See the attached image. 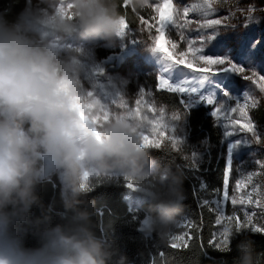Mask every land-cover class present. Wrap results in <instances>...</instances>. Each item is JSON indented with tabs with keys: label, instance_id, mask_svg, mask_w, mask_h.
I'll return each instance as SVG.
<instances>
[{
	"label": "clouds",
	"instance_id": "obj_1",
	"mask_svg": "<svg viewBox=\"0 0 264 264\" xmlns=\"http://www.w3.org/2000/svg\"><path fill=\"white\" fill-rule=\"evenodd\" d=\"M128 2L143 9L149 0ZM122 19L118 0H55L47 10L26 8L15 21L0 15V264H128L113 241L92 230L91 213L79 210L85 180L119 175L134 185L150 201L139 231L161 245L180 227L184 171L152 160L142 145L149 123L136 113L116 111L93 123L104 110L81 82L90 49L60 44L73 36L113 44ZM53 172L74 215L69 226L40 233L39 247L26 248L13 226L39 203L36 188ZM237 247L238 264H259L250 240Z\"/></svg>",
	"mask_w": 264,
	"mask_h": 264
},
{
	"label": "rangeland",
	"instance_id": "obj_2",
	"mask_svg": "<svg viewBox=\"0 0 264 264\" xmlns=\"http://www.w3.org/2000/svg\"><path fill=\"white\" fill-rule=\"evenodd\" d=\"M54 2L55 0H25L24 10L26 8L47 10ZM162 2L163 0H149V6L143 8L148 14V17L143 20L148 23L141 22L137 30L129 29L126 24L124 35L113 44L103 41L88 44L81 41L77 36L63 38L60 41L62 47L83 46L90 49L89 57L84 61L85 68L81 76L82 86L110 115L116 111L123 112L135 109V101L143 97L148 104L157 108L156 118H159V108L162 106L154 101L153 93L155 88L160 91H167L159 87L161 75L170 79L174 85L180 83L174 75L177 69L164 73L161 54L152 51L155 46V37L158 35L156 28L159 27V15L154 9ZM193 2L194 0H173L174 8L179 7L180 16L174 15L175 23L165 29V39H171L177 44V48L173 50L168 44L165 47L176 55L180 51H186L188 44L192 43L193 47H202L204 55L227 58L225 65H214L213 68L228 66L227 62L230 60L237 63L238 66H243L245 70L239 73H216L215 75L210 71L208 76L213 81L220 76L230 78L231 88L224 89L223 92L213 86L201 88L193 96L175 93L180 98L183 112H172L163 107L165 109L164 119L175 128V132L171 130L164 132L159 137L161 147L149 148L150 156L155 163H159L161 166H171L164 158H158L159 152L164 149H169L176 156L182 155L186 158L189 165L182 163L179 168L185 172L190 171L196 182L200 184L199 190L202 201L207 200L209 202L208 205L216 213L217 220L221 215L231 216L235 214L237 220L243 223L244 214L247 212L252 215L254 224L264 228V168L260 167V163L264 162V117H258V112L264 113V90H262L264 88V0H213V9L207 17H202L195 12H189V15L184 17L183 8H190ZM0 15L4 16L1 10ZM207 19H220L221 24L211 28H201L200 25ZM189 21L190 23H188ZM212 34H214V39L200 40L201 36L207 37ZM47 39L53 40L55 37L48 35ZM179 68L183 69V66L180 65ZM183 71L189 78L200 75L193 73L190 69H183ZM224 92L227 95H224ZM202 96H212L213 103L208 104L206 100L201 99ZM238 104L244 107L246 117L241 115L239 109L235 112L229 111L231 108H236ZM198 107L208 109L214 126L222 134L220 146L213 147V150L218 158L219 154L222 153L225 159V174L227 173L229 192L227 201L223 199L224 188L212 196L205 192L206 186L200 173L202 172L201 166L207 160V156H210L208 147L191 148L188 143V113ZM217 108H221L220 113L215 116L212 115ZM142 114L149 118L153 116L152 113L147 112L144 105H142ZM173 115H178L180 119L173 121ZM97 116L100 117L99 124L103 119L102 113ZM231 120H237L241 123L251 121L260 137V142L257 143L253 139L252 133L241 132L238 124L233 127L230 123ZM173 135L182 141L178 149L171 146ZM51 174L57 176L63 190L60 175L56 172ZM248 176L252 177L251 181L248 180ZM112 178H121V176L114 175ZM92 181L85 180L83 187ZM238 181L244 182L239 189L236 188ZM138 193L131 191L127 196L132 208H134V202L143 199H139ZM249 194L252 203L232 204L233 197L247 200ZM257 200L259 201L258 204L256 203ZM217 201L220 202L219 209L215 203ZM225 223L226 221L217 222L215 245L220 241V233H222ZM188 227L186 218H181L180 227L173 235L181 236L182 240L175 242V248L188 244L190 236L187 231ZM231 228L229 246L239 238L257 234L264 235V231L257 233L252 231L251 226H249L247 229H241L244 232L242 235H237L232 239L233 235L238 232H236L235 223L231 225ZM173 235L168 239L171 246H173L171 240ZM229 246L227 248L222 246L219 250H226ZM263 257L262 255L258 257L259 264H262Z\"/></svg>",
	"mask_w": 264,
	"mask_h": 264
},
{
	"label": "trees",
	"instance_id": "obj_3",
	"mask_svg": "<svg viewBox=\"0 0 264 264\" xmlns=\"http://www.w3.org/2000/svg\"><path fill=\"white\" fill-rule=\"evenodd\" d=\"M119 12L129 29L137 30L141 20L148 17L146 9L131 6L128 0H118ZM1 12L9 21H15L25 8V0H0ZM154 101L160 106L177 112L182 110L180 98L175 93L160 91L153 93ZM263 114V115H262ZM263 118L264 113L258 112ZM188 143L191 148L208 147L210 156L201 166V177L206 186L205 192L215 195L223 188L225 178V159L222 153L216 155L213 147H219L222 134L214 126L207 108L198 107L188 113ZM204 149V148H203ZM176 156L169 149L159 152L158 158H164L173 167L184 163L186 158ZM212 157V158H211ZM183 190L186 199L183 202L181 218L188 221L189 241L186 246L175 248L168 241L161 245L155 234L145 237L139 231L141 221L147 216L150 201L139 194V201L133 203L127 199L130 190L124 178L111 180H93L83 187L86 191L78 199L80 211L91 213L90 222L97 236H106L114 242L119 255L127 258L128 264H238L241 252L238 245L242 240L251 241L258 257L264 256V235H250L234 240L229 250H219L214 238L217 231V216L211 206L202 201L200 184L184 171ZM39 203L34 205L25 221L15 223L14 231L22 238L26 248H37L39 236L46 228L69 226L74 213L66 211L62 201L60 181L55 174L40 183L36 188ZM137 195V194H135ZM110 226V227H109ZM119 255L116 258H119ZM262 264H264V257Z\"/></svg>",
	"mask_w": 264,
	"mask_h": 264
},
{
	"label": "snow or ice",
	"instance_id": "obj_4",
	"mask_svg": "<svg viewBox=\"0 0 264 264\" xmlns=\"http://www.w3.org/2000/svg\"><path fill=\"white\" fill-rule=\"evenodd\" d=\"M149 6V4L147 5ZM213 9V0H194V2L191 4V7H184L183 8V16L187 17L189 15V12H195L199 13L202 17H207L211 10ZM154 11L159 15V27L156 28V32L158 35L155 37V46L152 48V51L155 53H159L161 62H162V69L164 73L172 72L173 69H177L174 73L175 79L180 81L179 84H173L170 79L165 78L164 75H161L159 79V87L161 89H166L169 93H184L188 96H193V94H196L199 92L201 88L205 87H213L215 86L217 90L223 92L224 89H230L231 83L230 78L228 76H220L217 80L213 81L208 76V73L211 71L213 75L216 73H239L243 72L245 69L243 66H238L237 63L231 62L228 60V66L224 67H218L213 68L212 66H223L226 64V57H213L211 55H204L203 54V48L202 47H193L192 43L188 44L186 51H180L178 54L174 55L172 51H169L167 47H165L166 44L171 46V49L175 50L177 48V44L173 42L171 39H165V29L168 26L174 25V15L176 17L180 16V10L179 7H175L173 5V0H163L161 4H158ZM144 24H147L148 22L146 20L141 21ZM190 23V21L188 22ZM221 20L220 19H207L204 23L200 25L201 28H211L216 25H220ZM127 27L125 20L122 19L121 21V30L120 35H124V29ZM204 39L212 40L214 39V34L208 35L207 37L201 36L200 40L203 41ZM243 47V46H241ZM182 65L183 69H190L193 73H199L198 76H189L183 71V69H180L179 66ZM248 79V78H246ZM207 82V84H206ZM264 90V88H262ZM224 95H227L226 92H224ZM201 99L206 100L208 104L213 103V97L207 96V97H201ZM135 109H129V111L136 113L138 116H141V118L146 119L149 123V130L148 132L143 135L142 137V145L146 148H160L161 144L159 141V137L164 134V132L171 130L172 132H175V128L170 126L169 123L164 119L165 117V109L163 107L159 108V118H156L157 108L155 106H152L148 104L147 101L144 100L143 97L140 99H137L135 101ZM142 105L146 107V110L148 113H152V118H149L146 115L142 114ZM254 106V105H253ZM88 107L92 108L95 107V105H89ZM121 107H124V105H121ZM222 107V106H221ZM237 109L240 110L241 115H244L246 117V113L244 111V107L237 105L236 108L229 109L230 112H235ZM221 111V108H217L215 112L212 113V115H218ZM108 111L104 110L102 113L103 119L108 118ZM100 117L94 116L92 118L93 123L98 124V120ZM180 117L178 115H173L172 120L176 121L179 120ZM231 125L235 127L237 124L239 125V130L241 132H247L252 133L253 139L259 143L260 137L257 135L256 130L254 126L252 125L251 121H248L247 123H241L237 120H231ZM231 135V132L229 133ZM182 141L175 135L171 137V146L174 149H178L179 144ZM260 167L264 168V162L260 163ZM252 177L248 176V180L251 181ZM243 181H238L236 184V188L239 189L243 185ZM127 187L135 191V186L131 183H127ZM223 199L227 201L229 199V192H228V178L227 173L225 174L224 182H223ZM255 191V189H254ZM204 204H208L209 202L207 200L203 201ZM217 204V208H220V202H215ZM245 204V203H252L251 195L249 194V197L247 200L243 198H232V204ZM256 203L258 204L259 201L257 200ZM221 221H226L225 226L223 228L222 233H220V241L215 246L218 249L227 248L229 246V237L232 232L231 225L233 223L236 224V232H240L241 229H247L249 226H251L252 231L254 232H262L264 231V228L258 227L256 224L253 223V217L252 215H249L247 212L244 214V221L243 223H240L237 220V217L235 214L231 216H223L221 215L217 222L220 223ZM171 240L173 241V247L176 246V241L182 240V237L179 235H173L171 237Z\"/></svg>",
	"mask_w": 264,
	"mask_h": 264
}]
</instances>
